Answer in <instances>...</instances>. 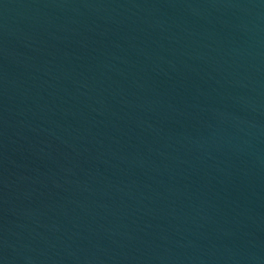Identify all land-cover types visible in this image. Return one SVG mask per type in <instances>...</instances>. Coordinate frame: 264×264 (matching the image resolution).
I'll list each match as a JSON object with an SVG mask.
<instances>
[{"label":"water","instance_id":"95a60500","mask_svg":"<svg viewBox=\"0 0 264 264\" xmlns=\"http://www.w3.org/2000/svg\"><path fill=\"white\" fill-rule=\"evenodd\" d=\"M0 264H264V0H0Z\"/></svg>","mask_w":264,"mask_h":264}]
</instances>
